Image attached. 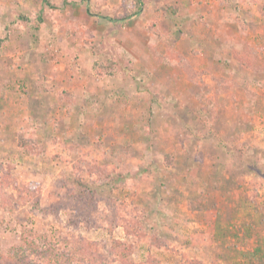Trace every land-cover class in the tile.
I'll return each instance as SVG.
<instances>
[{
  "label": "rangeland",
  "instance_id": "374dc122",
  "mask_svg": "<svg viewBox=\"0 0 264 264\" xmlns=\"http://www.w3.org/2000/svg\"><path fill=\"white\" fill-rule=\"evenodd\" d=\"M24 249L264 264V0H0V263Z\"/></svg>",
  "mask_w": 264,
  "mask_h": 264
},
{
  "label": "trees",
  "instance_id": "16d2710c",
  "mask_svg": "<svg viewBox=\"0 0 264 264\" xmlns=\"http://www.w3.org/2000/svg\"><path fill=\"white\" fill-rule=\"evenodd\" d=\"M137 2H139L140 6H142V0H137ZM74 196H75L74 199L79 201V202L87 200V202L89 204H91L92 199L90 197H88L87 193H85L84 191H82L79 195H74ZM252 199H254V197ZM36 205H38V203H36ZM36 208H37V206H36ZM244 209L248 211L247 214L253 215L254 206L251 203H247V202H246V204L244 203ZM27 246L30 248V250H33V252L36 253L38 256H41L42 258H47L49 260V262L53 261L52 258L50 259L49 256H47L48 251L47 250H45L47 252L40 251L39 248L37 246H35V243L27 242ZM258 250H259V248H258ZM80 252H83L84 254L89 252L88 247L86 246V243L84 241L81 244ZM89 254H90V252H89ZM33 260L34 259L30 258V255L27 253V250L24 249L21 254H18V258H17L16 262H18V264H40V263H37V261H33ZM0 264H2V263H0ZM8 264H13V263L9 262Z\"/></svg>",
  "mask_w": 264,
  "mask_h": 264
},
{
  "label": "crops",
  "instance_id": "0c3cea01",
  "mask_svg": "<svg viewBox=\"0 0 264 264\" xmlns=\"http://www.w3.org/2000/svg\"><path fill=\"white\" fill-rule=\"evenodd\" d=\"M241 208H243L244 209V204H242V207ZM245 210V209H244ZM244 213H245V215H247V212L246 211H244Z\"/></svg>",
  "mask_w": 264,
  "mask_h": 264
}]
</instances>
